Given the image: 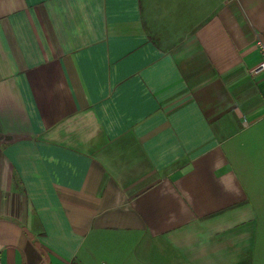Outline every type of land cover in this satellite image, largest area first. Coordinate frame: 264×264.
I'll return each instance as SVG.
<instances>
[{
    "label": "crops",
    "instance_id": "crops-1",
    "mask_svg": "<svg viewBox=\"0 0 264 264\" xmlns=\"http://www.w3.org/2000/svg\"><path fill=\"white\" fill-rule=\"evenodd\" d=\"M264 0H0V264H264Z\"/></svg>",
    "mask_w": 264,
    "mask_h": 264
},
{
    "label": "built area",
    "instance_id": "built-area-1",
    "mask_svg": "<svg viewBox=\"0 0 264 264\" xmlns=\"http://www.w3.org/2000/svg\"><path fill=\"white\" fill-rule=\"evenodd\" d=\"M258 47L260 49L261 52V62L259 63L258 66H256L253 70V73L258 74V73H264V42L259 41L258 42Z\"/></svg>",
    "mask_w": 264,
    "mask_h": 264
}]
</instances>
